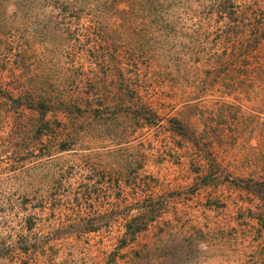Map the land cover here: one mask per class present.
I'll return each instance as SVG.
<instances>
[{
	"label": "rangeland",
	"instance_id": "374dc122",
	"mask_svg": "<svg viewBox=\"0 0 264 264\" xmlns=\"http://www.w3.org/2000/svg\"><path fill=\"white\" fill-rule=\"evenodd\" d=\"M0 264H264V0H0Z\"/></svg>",
	"mask_w": 264,
	"mask_h": 264
}]
</instances>
